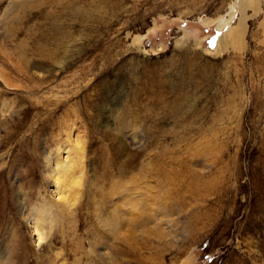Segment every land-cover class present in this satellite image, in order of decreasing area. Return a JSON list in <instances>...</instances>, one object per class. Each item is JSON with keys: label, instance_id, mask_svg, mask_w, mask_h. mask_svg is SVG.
<instances>
[{"label": "rangeland", "instance_id": "374dc122", "mask_svg": "<svg viewBox=\"0 0 264 264\" xmlns=\"http://www.w3.org/2000/svg\"><path fill=\"white\" fill-rule=\"evenodd\" d=\"M0 264H264V0H0Z\"/></svg>", "mask_w": 264, "mask_h": 264}, {"label": "bare ground", "instance_id": "6f19581e", "mask_svg": "<svg viewBox=\"0 0 264 264\" xmlns=\"http://www.w3.org/2000/svg\"><path fill=\"white\" fill-rule=\"evenodd\" d=\"M225 21L227 20H224L223 24L225 23ZM225 42L226 41L224 40V43ZM59 150H60L58 155L59 157L54 161V166L52 167L50 172L52 186L55 188V195L58 196V200L56 202H53L52 206L56 208L58 214H60L62 217L67 215L72 216L73 215L72 206L76 205V202L78 200V194L80 193L79 188L81 187V180L83 174L82 167L79 165V161L81 164V160H78L76 164L75 163L72 164L69 161H66L65 159L62 160V155H63L62 153H65L66 158H69L67 155L68 151L66 150V147H63L62 149ZM113 193L116 195L119 194L118 196L121 195L122 197L124 195L121 194L120 190H116V191L113 190L111 194L109 193V195L107 196L111 198L110 203L105 211L103 212L99 211L100 213L98 214V217L103 227H107L109 230L112 231V233L116 234L118 232L125 230L124 227L129 222L138 223L140 221V216H134V218H131L132 213H130L129 207L132 208V206H134V208L140 210L141 205L138 201H134V200L130 201V199L126 200L125 197H123L122 200L118 198L113 199V195H114ZM52 206L50 205V207ZM125 207L127 209H125ZM140 212L138 214H140ZM48 216H49L48 211L45 210L44 213L43 212L42 214L38 213L37 217H33L34 219H32L33 221L31 225L34 231V235L36 236L35 237L36 241H40L43 238V232H42L43 228L40 226L43 223V221L45 222V218Z\"/></svg>", "mask_w": 264, "mask_h": 264}]
</instances>
